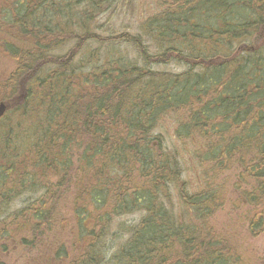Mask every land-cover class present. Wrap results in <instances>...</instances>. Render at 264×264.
<instances>
[{"label":"trees","instance_id":"16d2710c","mask_svg":"<svg viewBox=\"0 0 264 264\" xmlns=\"http://www.w3.org/2000/svg\"><path fill=\"white\" fill-rule=\"evenodd\" d=\"M7 1L5 26L20 37L3 50L17 63L0 93L2 247L43 237L52 206L80 181L83 244L69 264L242 261L217 247L209 220L226 200L215 180L235 166L256 208L250 231L264 233V0H158L161 10L134 31L113 28L124 0ZM99 12L111 14L109 29L95 27ZM173 61L187 69L153 68ZM170 113L177 138L194 146L188 160L205 167L194 172L198 187L183 176L186 158L155 133ZM139 212L137 224L120 225L122 243H109L114 219Z\"/></svg>","mask_w":264,"mask_h":264},{"label":"rangeland","instance_id":"374dc122","mask_svg":"<svg viewBox=\"0 0 264 264\" xmlns=\"http://www.w3.org/2000/svg\"><path fill=\"white\" fill-rule=\"evenodd\" d=\"M7 2V0H0V93L6 92V80L9 77V74L16 68L17 63L14 56L12 57L9 53L4 52L3 50L7 45V41L16 43V40L20 37V35H18L20 33V30L17 29L18 27L7 29L5 26V23L13 22V17L9 20L5 17L3 11ZM160 10L161 4L158 0H124L123 3L119 4L116 16L111 17V14L101 15L99 12L95 16L93 22L95 23V27L102 25V30L109 29L110 24L105 26L103 23L107 24L105 23V20L111 17L114 23H116V27H113L115 30L126 29L134 31L137 24L143 22L148 16L158 13ZM104 13H108V11H104L102 14ZM113 28L111 27L112 30ZM9 33H12V35L9 36ZM52 38L53 36L50 37V39ZM53 40L57 39L53 38ZM250 43L257 44L258 41L254 40V42L252 41ZM65 47H62V50H59V53L67 52L68 48ZM129 47L128 45L127 47L123 46L122 50L131 57L136 56V52ZM153 68L159 71H166L175 74L183 72L187 69V66L180 62L173 61L166 65L153 66ZM1 103L2 102H0V104ZM173 114L174 113H170L167 116L162 117L155 133H160L163 138H165L167 146L173 150L177 149L183 157L185 156L184 159H186L183 161L182 166L186 168V171L183 176L190 179L192 182L190 186L192 188L194 185L198 187L201 181L199 182L196 175H194V172H199L205 167H199V163L195 158L188 160L191 156L190 151L193 153L194 146L189 142L187 143L177 138V135L175 134V129L177 127L176 116ZM78 167L79 163L76 160L73 175H77L76 169ZM240 174L241 170L235 166L231 170L218 174L215 183L221 185L218 191L225 195L226 200L224 206L220 208L212 218H210L209 226H212L216 232L220 234L215 236L216 241H218L216 244L217 247L223 249L225 253L240 254L242 261L239 260L238 264H264V233L257 235L252 234L250 231V221L254 216L256 208L254 210V206L249 204L244 198L243 190L246 187H250V185L247 186L243 183L241 187L238 185L241 182ZM78 177L81 179L82 173H79ZM79 182L80 181H77L76 185L72 184L70 188L66 189L65 193L59 197L56 205L52 206V229L48 230L43 237L39 236V239L37 240L31 237L29 239V244H23L21 239L18 242L17 238L16 241L10 243L7 249L2 247L4 243L0 239V263L69 264L73 257L79 256V246H82L83 243L78 237L79 233L77 231L73 209L76 194L83 186V184ZM173 194L174 199L177 202L176 205L179 207L178 213L187 216L185 214L187 209L183 208L177 195L178 190L174 189ZM27 196L29 195L18 200L13 208L21 206L25 202V199H28ZM40 206L41 202L36 201L32 205V208L36 210ZM143 216L144 214L139 212L115 218L112 229L113 237L111 236L112 238L109 239V243L115 246L122 243V239L126 238V235L120 230V225L123 224L125 229H127L126 227H130L132 224H137ZM114 232L118 236H114ZM61 248L66 249L65 252H60V255H63L61 256L62 258L69 254V258L65 257L66 260H60L57 257ZM230 264L237 263L233 260Z\"/></svg>","mask_w":264,"mask_h":264},{"label":"water","instance_id":"95a60500","mask_svg":"<svg viewBox=\"0 0 264 264\" xmlns=\"http://www.w3.org/2000/svg\"><path fill=\"white\" fill-rule=\"evenodd\" d=\"M6 110V106L4 104L0 105V116L3 115L4 111Z\"/></svg>","mask_w":264,"mask_h":264},{"label":"bare ground","instance_id":"6f19581e","mask_svg":"<svg viewBox=\"0 0 264 264\" xmlns=\"http://www.w3.org/2000/svg\"><path fill=\"white\" fill-rule=\"evenodd\" d=\"M183 159H184V157H183Z\"/></svg>","mask_w":264,"mask_h":264}]
</instances>
